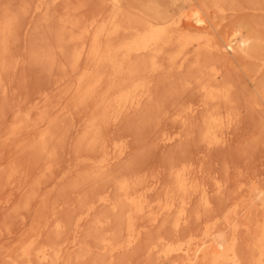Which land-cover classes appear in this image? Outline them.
I'll return each mask as SVG.
<instances>
[{"label":"rangeland","instance_id":"obj_1","mask_svg":"<svg viewBox=\"0 0 264 264\" xmlns=\"http://www.w3.org/2000/svg\"><path fill=\"white\" fill-rule=\"evenodd\" d=\"M232 1L224 10L209 4L210 19L220 27L217 37L241 26L242 34L250 33L259 43L258 49L249 57L232 61L213 56L208 61L221 69L217 79L210 75L207 60L195 63L191 57L180 67L174 59L177 45L158 59L162 69H155L148 57L135 55L133 64L138 67L131 71L133 66L126 65L121 81L130 82L131 89L135 82L143 84L136 91H146L148 97L141 107L124 113L119 120L103 123L99 144L88 148L81 138L89 118L98 110L111 65L100 67L104 84L96 87V98L81 101L75 86L82 75L93 74L99 66L92 45L100 30L108 28L119 4L129 8L126 23H121L129 27L122 32L124 36L131 25L144 23L145 10L164 22L173 16V8L181 10L195 5L196 0H44L39 9L40 0H0V19L8 11L16 20L3 55L6 69L4 87H0V264H184V257L164 254L165 243L190 237L199 240L213 223L217 233L229 236L233 225L239 224L238 248L244 264H250L255 221L261 217L257 192L264 189V0ZM68 19L79 20L84 28L97 21L87 37L73 40L71 33L80 31L71 30L65 22ZM100 38L105 41V36ZM83 40L87 49L80 66L75 67L72 53ZM223 86L230 88L228 99H207L205 88ZM42 95H47V101L37 110ZM62 106L65 111L59 110ZM193 107L196 112L187 115ZM212 110L229 125L221 129L227 136L225 143L211 147L203 138V129ZM42 111L52 119L50 123L12 134L17 115L25 117L31 112L35 124ZM177 114L186 118L179 119ZM41 130L49 133L45 150L38 142ZM176 132L180 134L176 141H162L165 133ZM122 142L128 146L127 155L108 171H99L94 161ZM177 165H186L198 184L212 189L210 207L195 196L189 219L178 228L176 212L157 222L150 214L138 215L135 228L140 231L139 240L131 247L117 248L127 239V231L122 219L125 203L115 187L116 179L131 177L139 188L158 182L151 198L162 197L161 203L176 200L181 205L189 194L177 186ZM219 181L222 191L216 188ZM98 193L108 194L109 201L96 203L91 214L83 216ZM36 234H40L41 245L62 248L60 259L26 262L21 246Z\"/></svg>","mask_w":264,"mask_h":264},{"label":"bare ground","instance_id":"obj_2","mask_svg":"<svg viewBox=\"0 0 264 264\" xmlns=\"http://www.w3.org/2000/svg\"><path fill=\"white\" fill-rule=\"evenodd\" d=\"M231 1L232 0H196L195 5L187 6L185 8H182L181 10H179L180 8H173V16L165 21L163 20L164 22L156 21L157 19H154L155 16L153 17L151 11L148 9L143 12L146 18L144 23H141L138 27H134L131 25L132 29H130V31L124 36L122 32L124 30H128L129 27H124L121 23L123 21H125L126 23L125 19L128 18L127 14L129 13V8L123 7V5L119 4V9L117 8V12L112 16V20L110 21L108 28L105 30H100L92 45V55L95 61H97L96 65L99 66L94 73L92 72L93 74L82 75L79 79V82L75 86V92L78 93L80 100L96 98V87L104 84V73L102 70H100V67L102 64L111 65L112 72L108 78L109 82H107V87L98 98V110L89 118L85 127V133L82 136L81 141L85 143L88 148H94L100 142L99 136L103 123H106L110 119L111 121L119 120L124 113L141 107V105L145 101V98L148 97L146 91L137 92L138 89L142 88L143 84L135 82L134 80V88L131 89L130 82L121 81V76L126 65H130V68L131 66H133L132 70L130 69L131 71H135V69L138 67V63L133 64L135 63V55L137 57H148L155 69H157L158 67L162 69L161 64L158 63L160 62V60L158 61V59L162 55H164L169 48L176 45L177 48H179L174 56V59H177L180 63V67L183 68L185 67V63L191 57L195 58V63H200V61L202 60H210L213 56H220L226 61H232L239 57L251 56V53L258 49L259 43L250 33L242 34L241 26H239L238 28L234 27L235 29H232L226 35H222L220 36V38H218L217 32L220 33V27L218 28L219 23H216L215 21L210 19V14L208 11L210 9L209 4L211 5L210 7L224 10L226 9H223L224 5L226 6L228 3L230 4ZM233 2L234 1H232V3ZM43 3L44 0H40L37 8H41V6H43ZM197 12L199 13V18L205 21L204 25H199L196 23L194 13ZM14 17L15 16H12L10 12L7 11L0 19V56L2 57H0V87H4L3 73L6 69V62L3 55L7 49L9 35L13 32L16 25V20ZM96 21L97 20H94L84 28L82 27L79 20H65V22H67L66 24L69 25L71 30L80 31L78 35H75L74 32L71 33L70 37L73 40L87 37L88 34L91 33V29L96 26ZM127 26H129V24H127ZM63 31L65 30L63 29ZM120 33H122V37L117 39L116 37ZM102 36H105V41L103 42L100 38ZM86 49V40H83L82 44L74 49L72 53V61H74L75 67L80 66V62L85 54ZM213 62L214 61H208L206 67L210 71V75L217 79L221 76V69L216 65V63ZM187 66H189V64H187ZM205 89L208 93V100H218L221 97H223L224 99L229 98L228 94L230 93V88L227 86L219 87L215 90H210L207 88ZM46 101L47 95L40 96V101L35 105V108L37 110H41L43 108V105L45 106ZM65 109V106L59 108L60 111H65ZM196 109V107L190 108L187 115L191 116L196 112ZM42 113L43 114L40 120L35 124L31 123V112L27 114L28 118L27 116L22 117L20 116V114L17 115V119L14 122L15 129L12 131V134H18L19 132L31 126L34 127L39 124L43 125L44 123H50L52 119H50L49 116L47 118L46 112L42 111ZM177 117L179 119L186 118H184L182 114H179ZM225 125L228 126L229 123L225 124L218 111H210L206 118L205 126L203 129V138L205 142H207V144H209L211 147L214 145L225 143V141L227 140V136L221 130L222 128H226ZM46 131L47 130L40 131L38 142L41 144V150L47 149L48 146L49 133ZM179 135V132L171 134L165 133L162 141L166 144L172 143L176 141ZM106 148L108 149L107 145H105L104 149ZM113 149L114 150H111V152L105 150L103 152V156L94 161L96 163L95 165L99 168V171H108V169H110L117 160L122 159L128 153V146L123 142L115 144ZM174 173L176 175L175 179L177 186L180 187V190L183 191L184 194H189L187 198L181 201V205H177L176 200H167L166 202L164 201V203H161L160 201L162 197L160 198L156 196L157 198L155 199L151 198V196L153 195L152 192L158 188V182H153L145 188H139L136 187V182L131 177L120 176L121 178L116 179V181L114 182L116 184L115 187L123 196V201L125 203V206H123L122 209L124 218H121L125 221L124 225L127 231V239L117 245V248L121 249V247H131L136 243L137 240H139L140 231L135 228V219L138 215L150 214L152 217V221L157 222L163 216L170 215L176 212L177 216L174 223L178 228L183 222H186L189 219L190 206L195 196H199V198L197 197V199H200L201 203L204 206L205 204H207L208 206L211 205L212 189L207 187L205 183L198 184L196 182V178L193 177V173H190L188 171L186 165H177L174 169ZM222 185L223 184H221L220 181L219 183H217L216 188L218 191H222ZM118 195L120 196V194ZM257 196L259 202L256 207L257 209H260L261 217L259 219H256L255 221V223H257V227L252 237V252L249 258L250 264H264L263 188L258 190ZM108 201V194L98 193L95 201H92L89 205L86 206V209L85 211L83 210L84 212L82 213V215L88 216L89 214H91V211L94 209V205L96 203H105ZM235 213L238 214L237 212ZM226 221L229 222L230 219H227ZM57 226H59L60 228L62 227L60 222H58ZM249 226V223L245 224V227H247L248 229L250 228ZM238 227L239 224L235 223L232 229L233 234L232 236H229L223 231L217 233L218 230L214 227V223L210 224L207 226V229H205L203 237L199 240H192L194 238L190 236L188 240L182 241H171L170 239V241H167L165 243L166 249L164 254L170 257L175 255L177 257H184V264H244L243 255L238 248ZM39 236L40 234H36L35 238H32L22 244L21 255H23V258L26 260V262H31L34 258H36L41 263H49L52 260L54 261L55 258L60 259V255L62 256V248L57 247L55 244L47 243V245H41ZM102 241L105 242V245L108 243V240L105 238L102 239ZM105 247L108 246L106 245ZM110 248L112 249V251L114 249L116 250V246L114 245H112Z\"/></svg>","mask_w":264,"mask_h":264},{"label":"snow or ice","instance_id":"obj_3","mask_svg":"<svg viewBox=\"0 0 264 264\" xmlns=\"http://www.w3.org/2000/svg\"><path fill=\"white\" fill-rule=\"evenodd\" d=\"M194 17H195V20H196V23L197 24H199V25H204L205 24V21L203 19H200L199 18V13L198 12L197 13H194ZM226 47H227V45H226ZM205 207L207 208V207H210V206H208L207 204H205Z\"/></svg>","mask_w":264,"mask_h":264}]
</instances>
